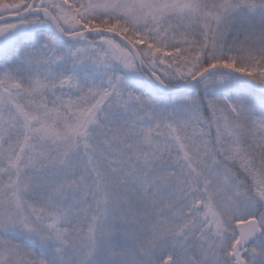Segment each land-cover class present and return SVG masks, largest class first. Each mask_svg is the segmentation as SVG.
<instances>
[{
    "label": "snow or ice",
    "instance_id": "obj_1",
    "mask_svg": "<svg viewBox=\"0 0 264 264\" xmlns=\"http://www.w3.org/2000/svg\"><path fill=\"white\" fill-rule=\"evenodd\" d=\"M0 264H264V0H0Z\"/></svg>",
    "mask_w": 264,
    "mask_h": 264
}]
</instances>
